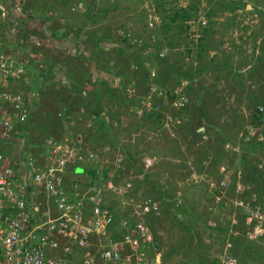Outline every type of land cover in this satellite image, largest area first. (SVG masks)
Returning a JSON list of instances; mask_svg holds the SVG:
<instances>
[{
  "label": "trees",
  "instance_id": "1",
  "mask_svg": "<svg viewBox=\"0 0 264 264\" xmlns=\"http://www.w3.org/2000/svg\"><path fill=\"white\" fill-rule=\"evenodd\" d=\"M77 1L83 2V8L73 6V9L71 8L69 12L68 7H71L72 4ZM172 1L173 0H152L154 3L149 2V6H152L158 19L154 21L143 18L144 23H142L143 25L145 24L146 27L144 29L142 26L141 30L144 31L145 35L134 36L128 29H123V31H121V28L119 29V27L122 26L121 23L108 19V16L118 13V10L122 9V6L120 7L119 4L122 3V0H63V13L58 17H61L66 25L63 31L65 35L71 31L72 35L79 38L81 37L79 42L80 48H78L79 52H77L78 55L71 56L69 51L65 52L63 57L49 54L46 52L48 48H44V46L47 47V45L41 40L45 36H42V34H40L41 32L36 29L35 34H40L36 37L41 41V44L35 45L33 43L32 46L35 52H40L42 54V57L36 62L30 59L31 64L30 66L28 65L27 71L23 75L28 77L29 80L20 77L17 79L18 84H16V86L19 87L28 80L27 83L30 84V89L33 88V90H35L37 88L39 90L37 93L38 100L33 98V103L30 99L25 100L27 117L23 122H19L11 112V121L15 124L13 132L14 139L22 140L19 143L20 146H15L13 149H16V152L19 151L20 154L21 152H30L32 155L37 156L42 153L43 148L39 145L45 138L63 139L65 136H68V139L78 145V150L81 154L79 161H76L72 167L68 169L70 171V177L72 176L70 181L72 182L75 180V177L78 175L85 178L83 183H81V187H85L87 183H100L102 181L105 183L106 179H109L111 176L109 173L111 168L110 164L102 161L103 159L100 156L102 151L97 150V147H103L105 144H109L111 151H121L124 156L123 159L127 161L123 172L114 173L116 175L114 179L112 178L114 184L117 186V183L120 182L124 186L127 182L131 183L132 180H136L135 184L133 182L132 186L137 190L140 187L138 184L140 180L144 184V193L150 194L148 197L151 199L160 201L159 213H150L145 216V222L152 231L155 224L163 222L167 216L171 218V222H188L187 229L189 231L195 226L193 222H208L205 225L218 232L220 244L223 245L226 243L230 245L228 247L229 253L237 257L240 255L241 251L246 252V254H251V250H254L257 256L259 254L263 257V263L260 264H264V251L259 249L260 246L255 245L253 240L246 237V228L250 223H244L246 222V214L242 212V208L233 207L236 212L233 215L234 217L229 219L228 214L232 213L233 210L221 213L225 200L222 199L219 204L215 206L213 204V196L217 193V188L215 186L210 188L209 183L203 181H199V185L203 186V192L207 193L205 195H208V201L203 199L205 196L203 198L196 197V200L190 201L188 206L187 200L184 202L185 198H183V196L179 197L176 193L177 184L170 183L169 187H166L168 184L166 178L165 183H163L160 181V175H158L159 177H155L160 171L152 170L155 166L154 164L150 169H144L142 157L138 158L135 151L123 146L125 142L121 137L125 136L129 138L126 144L136 149V146H138L136 141L141 137L138 136V139L136 138L135 140L133 134L139 132L141 135V133H144L142 130L146 128L149 131H153L155 128H161L162 123L165 122V118L168 119V116L172 119H178L173 127L176 133L174 140L178 142L186 141L185 147L190 152L192 151L193 145L195 146L196 143H198V139L202 137V133L196 129V127H198L197 123L204 124V126L202 125L204 130L215 128L213 135L218 138L215 140V145H217L218 148L214 146H200L198 153H201V156L199 154L195 163L198 170L201 169L203 174H207H205L206 177L211 176L212 178H210V180H216L215 178L218 177V173L215 172L217 164L215 159L218 161L222 160L224 156L222 144L232 139L228 134L229 131H225L224 126L217 129L215 126L216 124H211L208 111L205 110L204 107V102L208 99L207 97L213 93H211L209 88L203 85L200 77L205 75L204 72L207 71L208 68L212 70L213 67L214 70H216L220 66H228L230 79L234 80L245 90V94H243L245 96V107L250 109V117L248 119L249 125L255 126L264 121V111L259 110L260 106L264 107V47L261 46L257 49L255 45V47L252 48L248 64H244L240 68H235L232 62L233 60L240 62V58L233 57L235 55L234 51L229 50V47H221L224 42L223 40L219 41L218 45L209 44L211 41L208 42L207 37L215 33L214 18L218 13L219 15L223 13L225 8L228 9L229 12H234L240 7L245 9L249 1L243 2L242 0H237L234 4L228 1L225 2V0L220 1L219 4L211 1L206 8L205 17L203 19L202 17H197L200 4L199 0H190L185 5H175V8L167 5ZM250 1L252 2L251 10H254L256 9V3L258 4L260 0ZM16 6H19L23 13H44L47 10L43 5H39L37 0L18 1ZM28 16L30 17L31 15ZM99 16H102L105 21H101ZM224 17H227V15ZM47 18L49 17L47 16ZM196 19H198V33L200 34L196 39V43L194 44L191 42L193 44L192 46L184 44V49L178 52L172 50L176 44L175 37L181 35L183 30L185 31L183 28L187 29L189 27L187 21ZM201 20H203V23ZM148 23H150L151 26L147 27ZM95 24L98 26L94 27ZM87 25H91V30H88L89 28L87 29V27H89ZM23 27L19 29L17 36L22 35V45L26 46L28 45L26 42L28 40V35L24 33ZM176 27H179V29H176ZM127 31L130 33L129 35L126 34ZM81 34H84L86 38L81 40ZM54 35L56 38L60 36L57 33ZM131 36H134V38L130 39ZM104 41H106L107 44H104ZM66 44L67 42L65 46ZM219 45L221 47L219 50L223 53V62L221 63L220 60H214L215 55H210L209 59H207L210 48L216 49ZM194 46H196V50H194ZM162 48L167 49V55L159 56V52ZM85 49L89 51L93 50L97 52L98 55L94 57V55L91 54V61L89 62L85 61L88 60L87 58L79 60L78 57H82V53ZM105 52H107L106 55ZM112 53L115 54V56H112ZM193 53L194 57L192 55ZM21 54L26 56L25 52ZM186 56H190V58L194 60L197 59L195 60L196 64L188 62V67L182 68ZM182 57L183 63L181 62ZM255 58H258V60ZM230 64H232V68ZM56 65L61 66V72H63L62 69L64 70V78L69 81L68 86L64 84L62 76L56 75ZM153 66L155 68V73L152 77L150 72ZM93 71L101 74L98 81H92L90 72L93 73ZM84 74L87 75L86 79L84 78ZM116 77L119 78L117 83L115 81ZM213 77L212 83L220 78L219 74H213ZM181 80H187L184 93L188 97V102L180 107L170 106V101L173 99L171 90L173 86ZM153 81L163 87L171 88L166 91V96L168 98L166 103L163 102L161 95L150 93V86ZM249 82L256 84V86H254L255 89L248 87ZM89 85H91V88H89ZM128 85H130V88H135V91L133 90L131 95H127L125 91ZM41 88L45 89L41 90ZM83 88L86 89L85 94L82 93ZM44 97H46V99L49 98L45 104L46 106L48 104H53L55 106L51 108L47 107L44 112L42 110L38 112L35 106L37 104L41 105V100L39 98L44 99ZM143 99H147L150 104L144 105L142 103ZM214 99H218V97H214ZM113 102H117V105H114L112 108L110 104ZM30 103H32V106H30ZM105 106H108L107 114L103 112ZM140 110L139 119L133 122L131 126H127L128 123L124 118L122 124H126L121 126V120L118 117L119 114L131 117ZM228 110L231 111L230 108H228L226 112ZM223 112L224 110L219 113ZM76 113H80L77 114V116H83L80 117L81 119L85 118L89 120L90 124L89 128H87V132L77 129L76 127L74 128L69 122L71 118L75 120L80 119L77 118L75 115ZM234 113L237 114L236 112ZM106 115L108 118L105 117ZM232 118L237 120V117ZM114 122H116L115 126ZM225 125L228 126L227 124ZM176 146H178V144ZM204 147L208 149L207 151H209V154H205L202 151ZM243 147L245 150L241 152L243 154H241L240 158V163L243 166L244 172L242 178L244 181V183H242L243 191L236 196L246 199L245 196L248 195L249 189L245 186L247 182H249V184L252 185L251 189L257 191L260 198L259 192L262 190V186H264V169L260 168L258 170V161L254 164L249 163L244 151L248 152L250 149L249 147H251L253 148L252 152L258 151L264 154V141H257L251 138L248 140V145L244 144ZM247 147L249 149H247ZM0 151L11 163L16 164L17 160L13 159L14 155L9 153L10 148L4 147L3 144L0 143ZM158 153H161L163 156L165 155V152L161 151H156L155 155H158ZM163 169L161 170L163 171ZM164 171H167V169L165 168ZM139 174H142L141 179L136 177L132 180L128 179V175L138 176ZM235 174L236 170L226 189V192L231 196L235 195L233 192L235 186L234 182L236 180ZM133 192L131 195H133ZM105 196L106 195H104V197ZM179 198L181 199L179 200ZM260 200L262 201L263 199L260 198ZM229 204L231 208L232 204ZM104 205H107L109 209H111L114 224L116 223L115 218L117 216V218L123 219L124 215L119 216L121 213L115 210V204L110 202ZM199 205L200 208H198ZM221 215L223 217H221ZM220 218L221 220H219ZM210 219L213 222H209ZM123 232V228L120 230L115 229V234H123ZM153 245L154 251H156V247H158V240L156 237H154ZM256 250H258V253ZM201 254L202 255L196 258L198 264H218L219 259L217 257H210L203 252H201ZM238 261L242 264L240 259H238Z\"/></svg>",
  "mask_w": 264,
  "mask_h": 264
},
{
  "label": "built area",
  "instance_id": "2",
  "mask_svg": "<svg viewBox=\"0 0 264 264\" xmlns=\"http://www.w3.org/2000/svg\"><path fill=\"white\" fill-rule=\"evenodd\" d=\"M7 1L0 0V143L3 145L14 139L11 112L19 122L27 117L26 99L21 86L16 84L18 78L26 79L23 75L29 65L21 53L5 49L4 37L19 31L17 19L24 16L19 6ZM32 37V43L41 44L36 34ZM166 53L167 49L162 48L159 56ZM184 85L181 80L171 90L170 106L180 107L188 102ZM150 91L161 95L164 103L168 101L165 91L158 86L152 84ZM126 92L131 94L133 90L127 87ZM142 103L150 104L147 99ZM259 110L264 111V107L260 106ZM251 138L264 141V121L247 126L245 140ZM39 146L43 150L37 156L30 152L12 153L16 164L0 151V264H159L154 236L144 218L159 213L160 201L146 197L132 204L131 213L121 222L123 234H115L111 209L103 204L104 195L115 190L114 173L125 169L124 156L115 154L111 162L105 161L111 167V176L105 183H87L81 187L83 181L79 178L69 180L68 170L81 158L77 144L66 137H47ZM226 147L239 150L238 143H227ZM142 163L147 168L153 161L146 156ZM258 167L263 166L258 164ZM233 175L227 164L219 165L218 177L211 182V188H217L213 196L215 206L222 199L228 200L225 193ZM235 177H239V172ZM236 182L232 207L242 208L246 214L244 223L251 224L246 228V237L257 240L264 235V186L259 192L262 201L252 189H249L250 198L248 194L244 199L236 196L242 192ZM235 212L233 209L232 215ZM218 264L240 263L224 249Z\"/></svg>",
  "mask_w": 264,
  "mask_h": 264
},
{
  "label": "rangeland",
  "instance_id": "3",
  "mask_svg": "<svg viewBox=\"0 0 264 264\" xmlns=\"http://www.w3.org/2000/svg\"><path fill=\"white\" fill-rule=\"evenodd\" d=\"M15 1L18 3V1L21 2L22 0H12L14 6L15 4H17ZM37 1L39 5H43V7L47 8V10L44 13L24 12L23 18L21 17L22 20L25 22L23 27L24 33L29 36L28 41H26L28 45L23 46L22 35L17 36L19 31H14L11 32V35H9L8 38L4 37L6 47H8L9 49H12V47H16V49L14 48V52L17 53L18 51L19 53L25 52L26 56H24V58L28 60L27 62L29 63V66L31 64L30 59H32L34 62L39 61L42 57V54L40 52L39 53L35 52L33 46L29 47V45H31L29 43L32 42L33 40L32 36H35V31L37 28V30L41 32L40 34H42V36H45L42 40L47 45V47L44 46V48H48L46 52H48L49 54H53L57 57L58 56L63 57L64 53L67 51L70 52L69 49L71 48L73 51H71L72 54L70 53V55L77 56L78 53L76 54L74 52L76 48H80L79 42L81 37L79 38L75 35H72L71 31L67 35H65L63 31L66 25L64 23V20L61 17L60 18L58 17L63 13L62 10L63 0H37ZM123 1L124 0H122V3H119L120 7L122 6V9L118 10V13L108 16V19H110V21L121 23L122 26L119 27V29L121 28V31H123V29L126 30L128 29V31H130V33H132L134 36H140V35L144 36L145 35L144 31L141 30L142 26L144 27V29L146 27L145 24H144L145 26L143 25L144 23L143 18L154 21H157L158 19L157 15L152 9V6L151 7L149 6L150 4L149 2L151 3L154 2H152V0H139V1L127 0L124 2ZM189 1L190 0H173L172 2H170V4L167 5L169 7L173 6V8H175L176 6L187 4ZM199 1L200 4L198 8L197 17L204 18L206 8L209 6L211 1L219 4V2L223 0H199ZM227 1L234 4L237 0H225V2ZM242 1L243 2L249 1L248 4H250V6H245V9L240 7L234 12H229L228 9L225 8L223 13H221L220 15L218 13L217 16L214 18V22H215L214 27L216 29L215 33L207 36L208 42L211 41L209 42V44L212 43L214 45H218L219 44L218 42L223 40L224 42L222 43L221 47L224 48L229 47V50L234 51L235 55L233 54L234 55L233 57L240 58L239 59L240 62H236L234 60L232 62L233 67L235 68H240L242 65L248 64L249 57L252 53V48L255 47V45L257 49L260 48L261 46L264 47V43H263L264 42V34H263L264 0L258 1V4L256 3L255 5L256 9L254 10H251L252 2L250 0H242ZM7 2H9V0ZM79 2L73 3L72 6L74 7L78 6L79 8L80 7L83 8V2L82 1ZM68 8L70 12L71 7ZM28 15L31 16L29 17ZM225 15H227V17H224ZM47 16L49 18H47ZM99 19H101V21H105V19H103L102 16H99ZM197 20L198 19L187 21V23H189V27L187 29L183 28L185 29V31L182 29L183 31L181 30L182 31L181 35H177V37H175L176 44L174 45L175 47H173L172 50L178 52L184 49V44H189L190 46H192L193 44L191 42H193L194 44L196 43L195 40L196 35L199 34L198 33L199 27L197 25ZM9 23L11 25L10 21ZM87 26H89L87 27V29L89 28L88 30H91V25H87ZM97 26L98 25L95 24L94 27ZM149 26H151L150 23L147 24V27ZM176 29H179V27H176ZM128 31L126 33L127 35L130 34ZM55 33H57L60 36L56 38L54 35ZM40 34L36 33V36ZM81 36H82L81 40L86 38L84 34L83 35L81 34ZM134 36H131L130 39L134 38ZM65 42H67L66 46H65ZM103 43L107 44L106 41H104ZM221 47L219 45V47L216 49L210 48V50L208 51L209 55L207 59H209L210 55H215L214 60H220V62L222 63L223 53L221 52V50H219ZM193 48L194 50H196V46H194ZM91 54H93L94 57L98 55L97 52H94L93 50L89 51L85 49L84 52L82 53V57H78V59L80 60L82 58L83 59L87 58L88 60L85 61L89 62L91 61L90 59ZM106 54L107 52H105V55ZM259 54H260V49H259ZM111 55L115 56V54L113 53ZM192 55L194 57V53ZM255 59L258 60V58ZM195 60L191 59L190 56H186L185 63L183 64L182 68L188 67L187 66L189 64L188 62H192L196 64ZM181 62L183 63V57ZM230 65L232 68V64ZM154 69L155 68L153 66L151 70ZM228 70H229L228 66L227 67L220 66L216 70H214V67L212 70H209L208 68L207 71L204 72L205 75L201 76L200 78H201V82H203V85L206 88H209L211 93H213L212 95L207 97L208 99L204 102L205 104L204 107L205 110L208 111V117H210L211 119L210 120L211 124L213 125L216 124L215 126L217 129L219 127L224 126L225 131H229L228 134L230 138L235 142H237L240 146L238 152L237 151H235L234 153L229 152L228 154L230 155L224 156L222 159L227 160L226 162L230 170L232 171L236 170L239 172V177L238 178L235 177L236 178L235 182L237 181L236 184H238L236 185V187H241L240 191H243L242 183H244V181L242 180V178L244 172L242 168L243 166L240 163V158H241V154H243L241 152L245 150V148H243L242 146L245 142L246 129L247 126L249 125L248 119L250 117V109L245 107V100H244L245 96L243 95L245 94V90L242 88V86H239L234 80L230 79L229 76L230 73ZM62 71L63 72H61V66L56 65L55 67L56 75L62 76V80L64 84L68 86L69 81L64 78V70L62 69ZM212 71L213 74H219L220 76V78L215 80L214 83H212L214 78ZM90 75L92 81H98L101 76V74H99V72L96 71H93V73L90 72ZM26 78L28 79V77ZM84 78L85 79L87 78L86 74H84ZM27 82L21 85L25 99L26 100L30 99L31 102L33 98L38 100L37 93L39 90L37 88L35 90H33V88L30 89L29 88L30 84H28ZM248 84H249L248 85L249 88L255 89L254 88V86H256L255 83L249 82ZM89 88H91V85H89ZM44 89L45 88H41V90ZM85 92L86 89L83 88L82 93L85 94ZM53 96L55 97L54 94ZM214 97H218V99H214ZM39 99L41 100V105L37 104L35 106L36 111L38 112L40 110L44 112L47 107L51 108L52 106H55L53 104H48L47 106L45 105L49 98L46 99V97H44V99L41 98ZM32 103H30V106H32ZM116 103L117 102H113L112 104H110V106L113 108L114 105H117ZM107 107L108 106H105V108L103 109L104 113L107 112ZM228 108H230L231 111L228 110L226 112ZM223 110H224L223 113H219L222 112ZM234 112H236L237 114H235ZM77 114L80 113H76L75 115L77 116ZM139 115L140 113L137 112L133 114L131 117L122 116L120 114L118 115V117L121 120L120 121L121 126H124L126 124V123L124 125L122 124L124 119L128 123L127 126L129 125L131 126L133 122L139 119ZM80 117L83 116L82 115L77 116V118ZM105 117L108 118L107 115ZM232 117H237V120H234ZM177 120L178 119H174V118L172 119L168 116V119L165 118V122L162 123L161 128L159 129L155 128L153 131H149L146 128L142 130L144 131V133H141V135L139 132L134 133L133 137H135V140L136 138L138 139V136L141 137L139 140L136 141L138 143L136 149L126 144L127 139H129L128 137L126 138L125 136H123L121 137V139H123V141L125 142L123 146L131 149L132 151H135L137 153L138 158L146 157V156L152 158L153 160L152 165L153 164L155 165L152 170L160 171L159 173H157V176L155 177H159L158 175H160V181L163 183H165V178H166V181L168 183L166 187L167 186L169 187L170 183L177 184L176 193L178 194L179 197L183 196V198H185L184 202L185 200H187L188 202L187 205L189 206L190 201H195L196 197L203 198L205 196L203 199H205V201H208L207 200L208 195H205L207 193L203 192L204 188L203 186L199 185V181L209 183V187L211 188V182H213V179L210 180V178H212L211 176L206 177L207 175L206 173L203 174L201 172V169L198 170L195 161L196 158L198 159L199 154L201 156V153H198L199 147L204 145V146H214L218 148L217 145H215L216 142L215 140H217L218 138L215 135H213L214 133L213 131L215 128L209 130H203L202 125L204 126V124L197 123L198 127H196V129L199 128L198 130H200L202 132V135L206 137H201L200 139H198V143H196L195 146L193 145V148L191 149L192 151L190 152L185 147L186 141L178 142L177 140L176 141L174 140V136L176 135V133L173 127L176 124ZM69 122L73 125L74 128L76 127L77 129H81L83 131L85 130V132H87V128H89V124H90L89 120H86L85 118L82 119L80 118L78 120L71 118ZM225 124H227L228 126H226ZM115 125L116 122H114V126ZM65 137L68 138V136ZM177 144L178 146H176ZM246 145H248V142L246 143ZM249 148L247 147V149L249 150L248 152L244 151V153L248 158V162L254 164L256 163L257 151L252 152L251 147ZM97 150L102 151L100 156L103 159L102 160L103 162H105L106 160L111 162L115 154H119L120 156L123 157L121 151L119 152L111 151L109 144H105V146L103 147L99 146L97 147ZM207 150L208 149L205 147L204 149H202V151L205 154L206 153L209 154V151ZM156 151L165 152V155L163 156L161 153L155 155ZM124 162L127 163L126 160H124ZM163 168L164 169L166 168L167 171H164ZM161 169H163V171ZM135 177L141 179L142 174H139L138 176L128 175V179L130 180L134 179ZM76 178H79L82 181L85 180V178L80 177L78 175ZM70 179H72V176L69 177V180ZM133 182L135 184L136 180H132L130 184L126 183L124 184V186L122 185V183L118 182L114 191H108L105 194L106 196L103 199V203L109 204L111 202L112 204H115L116 205L115 210L116 211L118 210V212L121 213V215L119 216L122 215L127 216V214L131 213L130 210L132 208V204L139 203L140 201L144 200L146 197L150 195L144 193V189H145L143 186L144 184L140 180L138 181L140 187L137 190H135V187L133 188L132 186ZM245 187L251 189L252 185H250L249 182H247V185ZM253 191L254 190L252 189V192ZM132 192L133 195H131ZM225 194L227 195L228 200L224 203L221 213H226L229 210H233V207L231 206L230 208V204H229L231 203L233 197L227 192ZM251 194L252 193L250 192L248 198H250ZM180 199L181 198H179V200ZM198 208H200V205L198 206ZM117 217L115 218L116 223L114 224V226L116 227L117 230H120L123 228L121 224L122 219H119ZM221 217L223 216L221 215ZM225 217L226 215L224 216V221H225ZM233 217L234 216L232 215V213L228 214L229 219H232ZM170 219L171 218L167 216L163 222H158L157 224H155L152 231V235L156 237L158 240V247H156V252L158 253L157 258L159 259V264H198L197 263L198 260L196 258L202 255L201 252L205 253V255L207 254L210 257L214 256L219 259L224 249L228 250V247L230 246L229 244L226 243H224L223 245L220 244V239L217 234L218 232L205 225L208 222H193L195 226L192 228V230L189 231L187 229L188 222H171ZM219 220H221V218ZM209 222H213V221L210 219ZM253 242L255 245L260 246L259 249L264 251V235L258 238L257 240H253ZM258 250H256L257 253ZM237 257L238 259H240V261H242L241 262L242 264L263 263L262 262L263 257L259 254L257 256L254 250H251V254H246V252L241 251L240 255Z\"/></svg>",
  "mask_w": 264,
  "mask_h": 264
},
{
  "label": "clouds",
  "instance_id": "4",
  "mask_svg": "<svg viewBox=\"0 0 264 264\" xmlns=\"http://www.w3.org/2000/svg\"><path fill=\"white\" fill-rule=\"evenodd\" d=\"M78 2H79V1H77V3H78ZM79 3H80V2H79ZM247 4H248V3H247ZM247 4H246V6H250V4H248V5H247ZM72 7H73V6H71V8H72ZM17 23H18V25H19V29H20L21 27L24 26V23H25V22L22 20V18H20V19L18 18V19H17ZM36 29H37V28H36ZM196 34H197V33H196ZM263 34H264V29H263ZM198 37H199V34L196 35V39H197ZM196 39H195V40H196ZM65 43H66V42H65ZM29 44H31V46H32L33 43L30 42ZM29 46H30V45H29ZM69 50H70V53H71V51H73L71 48H70ZM77 50H78V48L75 49V52H74V53L77 54ZM78 52H79V51H78ZM71 54H72V53H71ZM166 54H167V53H166ZM166 54H165V55H166ZM165 55H164V56H165ZM150 73H151L150 75L153 77L155 72H154V70H151ZM115 81H116V83H117V82L119 81V78L116 77V78H115ZM183 81L185 82V85H186L187 80H183ZM178 82H179V81H178ZM178 82H177V83H178ZM177 83H176V84H177ZM152 84L158 86L160 89H162L163 91H165V95H167L166 91H168V90L171 89V88H168V87H163V86H161L160 84H158L157 82H154V81H153ZM152 84H151V85H152ZM176 84L173 86V88L176 86ZM185 85H184V87H185ZM129 86H130V85H128V87H129ZM184 87H183V92H184ZM129 88H130V87H129ZM173 88H172V89H173ZM130 89H132V90L135 91V88H130ZM125 91H126V88H125ZM126 93H127V92H126ZM132 93H133V92H132ZM132 93H131V94H132ZM131 94H128V93H127V95H131ZM165 98H167V96H166ZM162 99H163V98H162ZM138 112L140 113L141 111H138ZM136 113H137V112H136ZM198 129H199V128H197V130H198ZM202 129L204 130L203 126H202ZM198 131H200V130H198ZM200 132H201V131H200ZM201 133H202V132H201ZM202 137H206V136L202 135ZM255 140H256V139H255ZM247 142H248V140H245L244 144H246ZM227 143H230V144H231V143H232V144H236L237 142H235L234 140H229V141H226V142H224V143L222 144V150H223L224 156L230 155V154H228L229 152H230V153H232V152L234 153V152H235L234 150H231V148L226 147V144H227ZM244 144H243V146H244ZM243 146H242V147H243ZM243 148H244V147H243ZM239 149H240V146H239ZM252 149H253V148H251V150H252ZM236 151L238 152L239 150H236ZM237 152H236V153H237ZM224 156H223V157H224ZM142 158H143V157H142ZM226 158H227V157H226ZM152 161H153V160H152ZM226 161H227V160H224V159L219 160V161L215 159V162L217 163V164H216V171H215L216 173H218V167H219V165H220L221 163H222V164H223V163H224V164H227ZM256 161H258V164H262V166H263L262 168L264 169V154H263V153L257 151ZM227 165H228V164H227ZM143 166H144V165H143ZM150 167H151V166H150ZM150 167H147V168L144 167V168H145V169H148V168H150ZM258 168H259V167H258ZM259 169H260V168H259ZM236 172H238V171H236ZM215 179H216V178H215ZM237 194H240V192H239V193H236V195H237ZM248 194H249V193H248ZM246 196H247V195H246ZM232 197H234V196H232ZM237 197H238V196H237Z\"/></svg>",
  "mask_w": 264,
  "mask_h": 264
},
{
  "label": "crops",
  "instance_id": "5",
  "mask_svg": "<svg viewBox=\"0 0 264 264\" xmlns=\"http://www.w3.org/2000/svg\"><path fill=\"white\" fill-rule=\"evenodd\" d=\"M16 21V20H15ZM14 48L16 49V47H12V49H9L8 47H6V45H5V49L6 50H10V51H13L14 50ZM19 52V51H18ZM11 141L9 142V143H7V144H4L3 146L4 147H7V148H10V151H9V153H15L16 152V149H13L15 146H17V147H19L20 146V142L22 141L21 139H10ZM19 144V145H18Z\"/></svg>",
  "mask_w": 264,
  "mask_h": 264
},
{
  "label": "water",
  "instance_id": "6",
  "mask_svg": "<svg viewBox=\"0 0 264 264\" xmlns=\"http://www.w3.org/2000/svg\"><path fill=\"white\" fill-rule=\"evenodd\" d=\"M248 5V4H247Z\"/></svg>",
  "mask_w": 264,
  "mask_h": 264
}]
</instances>
